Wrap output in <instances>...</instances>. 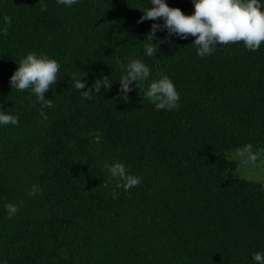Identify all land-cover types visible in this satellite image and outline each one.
Returning a JSON list of instances; mask_svg holds the SVG:
<instances>
[{
	"label": "trees",
	"instance_id": "16d2710c",
	"mask_svg": "<svg viewBox=\"0 0 264 264\" xmlns=\"http://www.w3.org/2000/svg\"><path fill=\"white\" fill-rule=\"evenodd\" d=\"M165 2L194 11L191 0ZM146 6L0 0V108L19 118L0 127L3 264H253L264 250V179L244 178L230 158L244 151L264 162V42L217 44L200 57L193 36H172L154 40L158 51L147 57L154 21L137 23ZM29 51L60 63L46 118L29 89L10 91ZM133 58L150 76L125 99L120 64ZM74 73L86 88L102 75L113 83L84 99ZM158 73L175 83L178 107L156 110L144 97ZM116 160L138 185L125 190L109 177L105 164ZM33 184L39 191L29 196ZM7 203L20 205L12 216Z\"/></svg>",
	"mask_w": 264,
	"mask_h": 264
},
{
	"label": "clouds",
	"instance_id": "9594fccd",
	"mask_svg": "<svg viewBox=\"0 0 264 264\" xmlns=\"http://www.w3.org/2000/svg\"><path fill=\"white\" fill-rule=\"evenodd\" d=\"M57 4L70 7L76 0H56ZM194 11L184 14L178 7H170L165 0H148L152 6L145 7L137 23L145 19L154 22L150 25L149 32L143 39V53L147 57H153L158 51L159 40L165 42L172 36L186 39L189 35L194 37L192 45H195L196 54L200 57L210 56L217 50V44L242 41L244 47L256 50L264 42V0H191ZM159 18L162 23H156ZM166 31V36L159 38L156 33ZM17 67L9 77L10 91L15 89L23 91L29 89L35 95L37 102L41 104V116L46 118L43 108L51 107L52 100L45 98L50 85L57 81V73L60 63L44 53L29 51L19 59ZM122 71L119 74V88L126 94L131 86L136 87L137 81L149 79L150 68L143 59L133 58L127 63H121ZM84 75L73 74L74 87L82 98H89L93 93H99L101 89L108 90L113 82H109V76L102 75L95 79L90 87H85ZM137 88V87H136ZM145 98L153 101L156 110H171L179 106L180 94L175 83L166 74H157L151 78L143 93ZM18 116L0 108V127L4 125H16ZM250 148V146H249ZM254 159L253 156H249ZM109 177L118 178L122 187L127 190L138 185L141 177L126 171L123 162L116 160L105 164ZM103 183V181H102ZM39 191L35 184L31 186L29 196ZM20 205L7 203L4 205L9 216L18 211ZM253 264H264V250H259L251 255ZM0 264H3L0 261Z\"/></svg>",
	"mask_w": 264,
	"mask_h": 264
},
{
	"label": "rangeland",
	"instance_id": "374dc122",
	"mask_svg": "<svg viewBox=\"0 0 264 264\" xmlns=\"http://www.w3.org/2000/svg\"><path fill=\"white\" fill-rule=\"evenodd\" d=\"M230 158L238 164V170L244 178L251 180L264 179V162L250 159L244 151H234L230 153Z\"/></svg>",
	"mask_w": 264,
	"mask_h": 264
}]
</instances>
